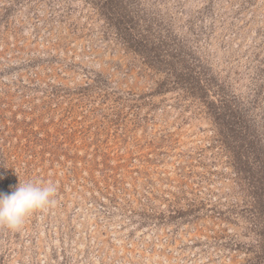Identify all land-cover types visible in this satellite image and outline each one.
Instances as JSON below:
<instances>
[{"label": "rangeland", "instance_id": "obj_1", "mask_svg": "<svg viewBox=\"0 0 264 264\" xmlns=\"http://www.w3.org/2000/svg\"><path fill=\"white\" fill-rule=\"evenodd\" d=\"M0 264H264V0H0Z\"/></svg>", "mask_w": 264, "mask_h": 264}, {"label": "clouds", "instance_id": "obj_2", "mask_svg": "<svg viewBox=\"0 0 264 264\" xmlns=\"http://www.w3.org/2000/svg\"><path fill=\"white\" fill-rule=\"evenodd\" d=\"M56 192L57 188L51 182H23L11 193L0 192V225L19 230L31 213L55 203Z\"/></svg>", "mask_w": 264, "mask_h": 264}]
</instances>
